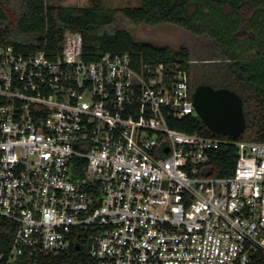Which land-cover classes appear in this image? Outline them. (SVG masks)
<instances>
[{"label":"built area","instance_id":"2783aa9c","mask_svg":"<svg viewBox=\"0 0 264 264\" xmlns=\"http://www.w3.org/2000/svg\"><path fill=\"white\" fill-rule=\"evenodd\" d=\"M187 65L129 53L18 52L0 37V217L7 264L85 244L95 264H264V143L187 134ZM233 147V174L211 175ZM1 261V259H0Z\"/></svg>","mask_w":264,"mask_h":264},{"label":"trees","instance_id":"16d2710c","mask_svg":"<svg viewBox=\"0 0 264 264\" xmlns=\"http://www.w3.org/2000/svg\"><path fill=\"white\" fill-rule=\"evenodd\" d=\"M134 1L138 6L115 11L105 9L101 0H90L87 8L25 0L22 10L15 11L17 20L12 23L7 22L1 9L4 3H0V37L18 52L34 54L45 50L57 55L61 53L65 32L72 31L82 35L84 57L88 61L98 60L106 53H129L137 67L187 65L193 91L199 85H209L232 90L242 98L246 131L237 140L264 143V0ZM118 14L135 25H173L194 36L209 38L211 63L197 66L188 49L174 52L135 40L130 31L114 28ZM168 123L187 134L222 137L212 133L197 115ZM236 158L233 147L214 153L210 174L232 175ZM16 229L15 223L0 217V264H7ZM31 262L95 264L85 244L68 254L42 255Z\"/></svg>","mask_w":264,"mask_h":264},{"label":"rangeland","instance_id":"374dc122","mask_svg":"<svg viewBox=\"0 0 264 264\" xmlns=\"http://www.w3.org/2000/svg\"><path fill=\"white\" fill-rule=\"evenodd\" d=\"M47 4H58L65 7L87 8L90 0H46ZM103 7L108 10L120 11L126 8L138 6L134 0H101ZM5 2L8 3L5 5ZM1 9L6 15L7 22L12 23L17 20L15 11H21L25 0H0ZM114 28L128 30L132 33L135 40L149 43L158 47H167L174 52L183 48L188 49L195 65L200 66L211 63L210 46L211 41L207 37H198L173 25L162 24L158 26H148L145 24L135 25L118 14ZM113 28V29H114Z\"/></svg>","mask_w":264,"mask_h":264},{"label":"water","instance_id":"95a60500","mask_svg":"<svg viewBox=\"0 0 264 264\" xmlns=\"http://www.w3.org/2000/svg\"><path fill=\"white\" fill-rule=\"evenodd\" d=\"M192 98L196 115L212 133L234 140L245 133L244 103L234 91L199 85Z\"/></svg>","mask_w":264,"mask_h":264}]
</instances>
